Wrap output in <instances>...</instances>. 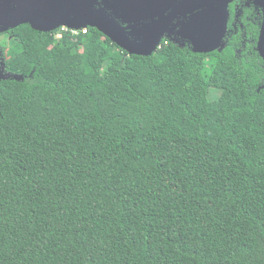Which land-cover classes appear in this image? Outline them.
Masks as SVG:
<instances>
[{
  "label": "trees",
  "instance_id": "16d2710c",
  "mask_svg": "<svg viewBox=\"0 0 264 264\" xmlns=\"http://www.w3.org/2000/svg\"><path fill=\"white\" fill-rule=\"evenodd\" d=\"M2 35L0 264H264L257 32L150 56L94 27Z\"/></svg>",
  "mask_w": 264,
  "mask_h": 264
},
{
  "label": "water",
  "instance_id": "95a60500",
  "mask_svg": "<svg viewBox=\"0 0 264 264\" xmlns=\"http://www.w3.org/2000/svg\"><path fill=\"white\" fill-rule=\"evenodd\" d=\"M169 1L0 0V33L21 24H29L41 32L61 27L75 30L94 27L129 55L150 56L159 48L162 36L176 29L179 39L174 41H187L193 52L209 53L224 48L227 5L231 0ZM173 2L176 3L167 14L146 21L150 14L163 13ZM178 16L184 18L172 25ZM117 18L128 25L124 27ZM257 48L264 59V25Z\"/></svg>",
  "mask_w": 264,
  "mask_h": 264
},
{
  "label": "flooded vegetation",
  "instance_id": "af4514ba",
  "mask_svg": "<svg viewBox=\"0 0 264 264\" xmlns=\"http://www.w3.org/2000/svg\"><path fill=\"white\" fill-rule=\"evenodd\" d=\"M175 3L176 2H173L168 8H166L163 11V13L159 11L155 14H150L149 17L145 18L146 21L149 22L159 19L163 15L167 14L172 9ZM103 6L106 8L105 5ZM227 10H228V17H227L226 31L223 38L224 44L225 45L227 44L229 37L231 38L232 36L239 35L242 38H244V40H242V45L244 47L246 46L245 43L249 40L248 35L252 36L254 32H257L256 38L254 39L255 42L254 49L256 50L258 56L262 59L264 64V59L258 52V48H257L259 37L264 25V0H231L227 5ZM108 11L111 13L110 10ZM183 18H184L183 16L176 17L175 19H173L172 25L176 24L179 20ZM117 21L124 27L128 25V23L123 21L121 18H117ZM249 27L250 29H248ZM6 32H2L0 33V35ZM164 39L173 42H175L174 41L175 39H179L178 36L176 35V29H173L170 32L165 33L161 38L160 44ZM179 44L181 45L186 44L190 46V44L187 41H182V40L181 41L179 40ZM0 53H1V49H0Z\"/></svg>",
  "mask_w": 264,
  "mask_h": 264
},
{
  "label": "rangeland",
  "instance_id": "374dc122",
  "mask_svg": "<svg viewBox=\"0 0 264 264\" xmlns=\"http://www.w3.org/2000/svg\"><path fill=\"white\" fill-rule=\"evenodd\" d=\"M9 39L8 35H0V44L1 41H7ZM220 92L215 88H209L207 93L208 100H215L219 96Z\"/></svg>",
  "mask_w": 264,
  "mask_h": 264
},
{
  "label": "built area",
  "instance_id": "2783aa9c",
  "mask_svg": "<svg viewBox=\"0 0 264 264\" xmlns=\"http://www.w3.org/2000/svg\"><path fill=\"white\" fill-rule=\"evenodd\" d=\"M61 29L70 30L72 33L77 34L78 32L85 33L87 28H82V29H79V30H75V29H69L67 27H61Z\"/></svg>",
  "mask_w": 264,
  "mask_h": 264
}]
</instances>
